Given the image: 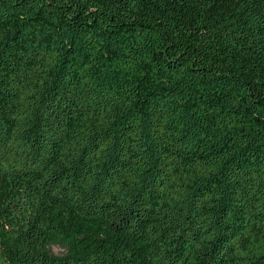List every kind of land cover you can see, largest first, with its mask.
Here are the masks:
<instances>
[{
	"label": "trees",
	"instance_id": "trees-1",
	"mask_svg": "<svg viewBox=\"0 0 264 264\" xmlns=\"http://www.w3.org/2000/svg\"><path fill=\"white\" fill-rule=\"evenodd\" d=\"M14 193V250L66 246L36 264H181L200 224L264 264V0H0V218Z\"/></svg>",
	"mask_w": 264,
	"mask_h": 264
},
{
	"label": "rangeland",
	"instance_id": "rangeland-1",
	"mask_svg": "<svg viewBox=\"0 0 264 264\" xmlns=\"http://www.w3.org/2000/svg\"><path fill=\"white\" fill-rule=\"evenodd\" d=\"M82 139V132L80 128L72 137V140L67 147V151L71 152L78 147L79 142ZM18 142V143H17ZM12 143L16 145V148L20 146V142L18 137H14ZM63 163V162H61ZM136 166V164H134ZM131 173V171H130ZM177 177H175L176 179ZM44 183L38 185L35 188H26V192L32 193L36 199H38L39 204H50L51 202V194L48 192V189L44 188ZM23 191V190H22ZM21 192V191H19ZM169 192H164L162 202L170 203L173 201L170 198ZM20 196L18 193L13 194V202H9L6 204V208L4 209V218H0V264H36V260H38V256L40 252L45 251L50 256H62L66 252L65 244L59 239L52 237L46 244L42 250L38 252L37 255H33V243L36 241L32 237L26 243L23 248L15 249L14 250V243L11 242L10 238H19L22 239L23 237L29 238V234H31L30 222L28 214L22 209L23 202L18 199ZM5 199V198H4ZM174 208L177 209L179 212L182 208H177L178 204L173 205ZM6 220H10L9 224H5ZM207 230L200 224V228L197 231L198 234V241L195 246H191L185 249V258L180 259L181 264H189V259H194L189 256V252L191 254H196V258L194 260H199L201 258V250L202 248L206 247L207 245H216L217 251L222 252V257L226 258L227 261H224L223 264H231V263H242L247 259H251L254 254V246L255 242V235L262 233L259 229H257L252 224H247L244 227V230L241 231L240 236L232 243L231 246H221V244L214 243L212 241V237L207 234ZM27 235V236H26ZM230 243V242H229ZM220 253V252H219ZM221 255V253H220ZM221 257V258H222ZM210 264V262L208 263Z\"/></svg>",
	"mask_w": 264,
	"mask_h": 264
}]
</instances>
